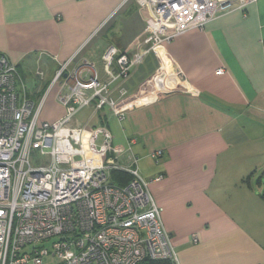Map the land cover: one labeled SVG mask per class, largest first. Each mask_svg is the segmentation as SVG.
I'll return each mask as SVG.
<instances>
[{
  "label": "crops",
  "instance_id": "0c3cea01",
  "mask_svg": "<svg viewBox=\"0 0 264 264\" xmlns=\"http://www.w3.org/2000/svg\"><path fill=\"white\" fill-rule=\"evenodd\" d=\"M144 26L138 0H0V52L19 67L37 65L44 78L70 58L71 68L84 59L102 64L110 45L134 54ZM159 51L126 83L119 105L127 116L114 144L135 138L139 159L156 162L139 170L162 209L177 264H264V0ZM42 91L34 86L28 96L40 100ZM100 112L96 123L105 119ZM63 113L54 92L41 119ZM155 150H163L158 161Z\"/></svg>",
  "mask_w": 264,
  "mask_h": 264
},
{
  "label": "built area",
  "instance_id": "2783aa9c",
  "mask_svg": "<svg viewBox=\"0 0 264 264\" xmlns=\"http://www.w3.org/2000/svg\"><path fill=\"white\" fill-rule=\"evenodd\" d=\"M253 1L138 0L145 26L133 43L135 53L108 46L104 78L87 59L80 68H71L73 58L60 63L38 102L29 98L17 64L0 52V264H44L51 256L59 258L54 264L178 263L162 209L140 173L135 138L116 145L106 116L96 125L88 122L105 108L125 120L119 103L133 69L146 56L160 57L164 43L244 11ZM37 74L44 78L40 68ZM54 92L64 113L55 121L42 120ZM85 109L90 110L86 123L78 119ZM34 149L50 162L33 165ZM162 155L163 150L151 152L156 161ZM115 170L130 174V181L114 184ZM54 236L52 249L38 246Z\"/></svg>",
  "mask_w": 264,
  "mask_h": 264
},
{
  "label": "rangeland",
  "instance_id": "374dc122",
  "mask_svg": "<svg viewBox=\"0 0 264 264\" xmlns=\"http://www.w3.org/2000/svg\"><path fill=\"white\" fill-rule=\"evenodd\" d=\"M37 67L38 66L33 64V63L24 62V63H22L20 65V67L18 66V69H19L21 75L23 76V78L25 79L28 93H29V89L31 90V89H33L34 86H37L38 88H43V91H42V94H41V95H43V93L46 91V89L51 84L53 76L50 73L44 79H41L38 76V74H37ZM97 67H98L99 70H101L104 73V71H103V62H102V64L98 63ZM33 99H35L34 101H39V97L38 98H33ZM89 114H90V110L89 109H85V110L81 111L78 114V119L80 121L86 123V122H88ZM103 114H104V117L106 116L108 118V120L106 122V125L108 126V128L111 131L112 135L114 136V138H115V136L118 137L117 133L120 132V130H122L123 124H125V120L120 122L114 116H110L108 108H105V109H103L100 112V115H103ZM97 121H98V116H95V118L90 119L88 123L93 125ZM96 124H98V123H96ZM115 143H116V140H115ZM31 161H32L33 165H40V164H44V163H49L50 162V158L47 155L41 154L37 149H34L33 153H32V157H31ZM156 165L157 164L154 161H153V163H151L150 161H148L146 163L145 160L139 159V166L140 167L141 166H146L149 169H152ZM57 238H58L57 236H54V237H52L51 239H49L47 241L40 242L38 244V246H45V247H48V248L52 249L53 248V242ZM58 262H59V258L58 257L51 256V257H48V258L44 259V264H54V263H58Z\"/></svg>",
  "mask_w": 264,
  "mask_h": 264
},
{
  "label": "trees",
  "instance_id": "16d2710c",
  "mask_svg": "<svg viewBox=\"0 0 264 264\" xmlns=\"http://www.w3.org/2000/svg\"><path fill=\"white\" fill-rule=\"evenodd\" d=\"M131 179L130 174L123 172V171H113L111 174V181L114 184H118V185H125L126 183H128ZM263 198H264V194H263ZM156 264V262L154 263Z\"/></svg>",
  "mask_w": 264,
  "mask_h": 264
}]
</instances>
